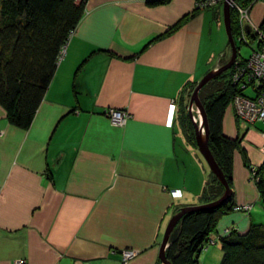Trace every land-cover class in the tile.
Wrapping results in <instances>:
<instances>
[{"label":"crops","instance_id":"crops-1","mask_svg":"<svg viewBox=\"0 0 264 264\" xmlns=\"http://www.w3.org/2000/svg\"><path fill=\"white\" fill-rule=\"evenodd\" d=\"M147 1L88 0L31 127H12L0 108V264H123L124 251L135 253L126 264H157L169 219L204 203L201 176L194 188L184 162L185 152L199 155L175 117L187 85L218 66L204 50L209 19L196 14L174 29L195 1ZM250 11L260 25L263 0ZM107 108L128 113L123 127L109 123ZM238 124L228 109L225 135ZM243 129L232 192L235 207L249 209L221 217L215 234L264 223L243 156L262 164L264 132Z\"/></svg>","mask_w":264,"mask_h":264},{"label":"trees","instance_id":"trees-1","mask_svg":"<svg viewBox=\"0 0 264 264\" xmlns=\"http://www.w3.org/2000/svg\"><path fill=\"white\" fill-rule=\"evenodd\" d=\"M194 1L193 12L184 16L174 29L180 28L198 12L211 11L214 19L218 17L214 12L216 9L200 8V0ZM256 1L259 0H235L234 3L236 7L251 9ZM87 2L88 0H0V108L12 127L21 131H27L31 127L55 76L65 47L86 13ZM170 2L171 0H151L147 1V4L159 6ZM223 5L218 8L221 9ZM231 11L236 10L232 8ZM231 23L234 37L238 26H234L235 21L232 18ZM260 33L264 36V18ZM248 34L256 40V48L264 44V39L258 38L255 33L249 31ZM239 37L241 39V36ZM159 38L161 35L153 37L149 44ZM256 48L252 49V52ZM228 62L229 60L222 66ZM247 64L248 59H239L237 55L230 69L209 81L198 93L206 115L209 150L231 190L234 156L236 152L242 154V149L238 138L232 139L224 134L223 121L235 97L255 100L258 95L259 90L254 88L253 79H249ZM194 86L196 87V83L187 85L183 92ZM248 89L252 91L250 94ZM184 93L176 100L178 112L175 121L188 143L196 145L193 124L192 128L187 123L189 132L186 134L187 118L186 115H180ZM236 121L239 123L237 118ZM243 156L245 168L255 183L264 210V160L260 166L251 168L248 159L244 154ZM224 192L222 184L210 172L201 193L203 204L218 201ZM235 208L231 192L226 202L217 209L185 213L167 241L164 255L169 264H200L199 259L210 241L209 236L215 233L219 219L229 215L237 209ZM179 211L180 209L176 212ZM216 238L221 244L220 264H264V224L252 223L244 234L228 231Z\"/></svg>","mask_w":264,"mask_h":264},{"label":"rangeland","instance_id":"rangeland-1","mask_svg":"<svg viewBox=\"0 0 264 264\" xmlns=\"http://www.w3.org/2000/svg\"><path fill=\"white\" fill-rule=\"evenodd\" d=\"M200 1H202V0H200ZM260 1L261 0L256 1V3L260 2ZM218 6L219 5H215L214 7H212L214 9H216V10L219 9L218 11H214L215 13L218 12V20H217V18L216 19L213 18V13L211 11H209V12L207 11L208 13H205L203 11L197 13V14H200V13L205 14L206 15L205 16L206 20L209 19V21H207V23L205 25L206 27H205V32H204V35H205V37L207 39L206 40V47H207V45H208V47L204 48V50H207L208 53H209V57H210L209 61L212 60L210 65L213 66V65H217L218 64L216 69L222 67V64L227 62L228 60H230L231 59V55H232L230 47L228 45V37H227L226 29H225V26H224V22H223V12H222L223 11V7L220 9V8H218ZM229 8H230V20L232 18L233 21H235V25L234 26H236V27L238 26V31L235 32V36H234L235 37V45H236V48H237L238 58L242 59V60H247V59H249L250 55L252 54V49L256 48V44L257 43H256V40L252 39L249 36V34L246 33V32L248 30H250L252 33H254V31H256V30H258L260 32L261 24L260 25H253V23L251 22V15H250L251 11L248 13V20L245 21L243 18H241V17L239 18L238 11H231L232 8L230 6H229ZM240 9L243 11V10L250 9V7L249 8H247V7L246 8H240ZM216 15H217V13H216ZM241 21H243V22L240 25ZM241 28L244 29L243 30L244 31V37H243L244 39L243 40H241L240 37H239V36H241V31H240ZM231 30H232V28H231ZM245 30H247V31H245ZM232 36H233V34H232ZM260 48L262 49V47H260ZM202 49H203V46L201 45V50ZM257 49H259V48H257ZM221 52L225 53L222 58L220 57V56H222V55H220ZM205 55L206 54H203V56H202L204 59H205ZM201 62H202V58H201ZM202 78H200V80ZM199 81L196 83V85L199 83ZM194 89H195V86L193 88L189 87L185 91L184 96H183L184 100L182 102V104H183L182 105V109L180 110V112H181L180 115H186L185 118H187L186 126H185L186 134H188V132H189V125L192 127V124L195 123L199 127L200 130H202V126H203V124H202V116H201L200 111L198 110V108L194 104L190 105V99H191V96H192V93H193ZM247 92H248V94H250L252 91H251V89H248ZM229 109L232 110L233 116L236 119L234 109H232L230 107H229ZM190 115L192 116V119L190 118ZM176 116H177V114H176ZM187 123H189V125H187ZM238 126H239L238 132L235 135V137H233V138L234 139L238 138L242 142V140H244V133H245V130L243 129V127H247V125L241 123V125L238 124ZM248 126H252V127L256 128L257 130L264 132V124H262V123L258 122V123L252 124V125L248 124ZM175 130H177V133L179 135H182V131H180L181 128H180L179 125H178V127L175 126ZM191 147L194 149V151L192 150L193 153H196V155H199V157H198V161H197V159L194 157V155H192L191 151L185 152L184 162H185L186 165H188V171H187L186 175L188 176L187 178L189 179V183L194 188L196 186L192 184L193 179H195L199 175L201 176L202 181H201V184L198 185V188H197L199 190V192L201 193L200 190H201L202 187H204V186H202V184H204V181L208 178V176H209L211 171H210L207 163L203 159V157L200 155L196 145L191 144ZM240 148L242 149L241 144H240ZM173 195H175L176 197L177 196L179 197L180 193H179V191H175V192H173ZM262 211L264 213V210H262ZM257 218L258 219H262L263 217L258 214ZM169 221H170V219H169ZM262 224H264V223H262ZM209 237H210V240H214L215 241V244H208L205 247V249L203 250L202 255H201L200 259H199V263L200 264H220L221 259H222V251H221L220 241H219L218 238H216V234L215 233H212ZM159 247H160V245H159ZM133 257H131L130 259H132ZM157 259H158L157 260V264H163L159 260V250H158ZM129 260L127 262H129ZM158 261L160 263H158Z\"/></svg>","mask_w":264,"mask_h":264},{"label":"built area","instance_id":"built-area-1","mask_svg":"<svg viewBox=\"0 0 264 264\" xmlns=\"http://www.w3.org/2000/svg\"><path fill=\"white\" fill-rule=\"evenodd\" d=\"M225 2L228 3L231 8H234L236 9V11H238L239 18L241 17L245 21L248 20V10L242 11L239 7H236L234 1L231 0H204V4L199 1V5H201L200 8H212L215 5H221ZM242 22L243 21H241L240 25L242 24ZM243 30L244 29L242 28L240 29L242 40L244 39ZM254 33L258 38L264 39V36L258 30L254 31ZM260 47H262V49L256 48L252 52L247 64L249 79H253L254 88L256 90H259L258 95L255 100H250L245 97H235L231 106V108L235 111V116L238 121L246 125H252L258 122L264 124V44H262ZM237 73H239V71ZM107 109V117L109 118L110 124L113 127H123L126 121L129 119L128 113L123 110L114 108ZM248 209V207L242 208V210L245 211ZM134 255L135 253L133 251H124L122 263L126 264L127 261ZM13 264H24V261L18 260Z\"/></svg>","mask_w":264,"mask_h":264},{"label":"water","instance_id":"water-1","mask_svg":"<svg viewBox=\"0 0 264 264\" xmlns=\"http://www.w3.org/2000/svg\"><path fill=\"white\" fill-rule=\"evenodd\" d=\"M231 1H235V0H231ZM223 22H224V26L226 29V33H227V37H228V45L230 47L231 50V59L229 60V62L216 69L215 71H212L210 73H208L207 75H205L200 81L199 83L196 85L195 89L193 90L191 99H190V105H195L198 110L201 113L202 116V124H203V129H204V139L202 138L201 132L199 131L198 126L194 123L193 127H194V132H195V142H196V146L197 149L200 153V155L203 157V159L205 160V162L207 163L211 173L218 179V181L222 184V186L225 189L224 195L215 202H211L208 204H203L200 206H191V207H185L180 209L179 213L177 215H174L170 221L167 224V227L164 231V235L159 247V260L163 263V264H169V262L166 260L165 255H164V251L167 247V241L169 238V235L171 234V232L173 231L174 227L176 226V224L178 223L179 219L187 212L190 211H198V210H212V209H217L219 208L222 204H224L227 200V198L229 197V195L231 194L232 190L230 189L225 176L223 175L222 171L220 170V168L218 167V165L216 164L210 150L208 147V127H207V121H206V115H205V111L203 109V106L201 105L199 99H198V93L201 90V88L206 85L209 81H211L212 79H214L216 76L220 75L221 73L225 72L226 70L230 69L232 67V65H234L236 59H237V49L235 46V40L234 37L232 36V32H231V20H230V8L228 3H224L223 5ZM234 139V138H232Z\"/></svg>","mask_w":264,"mask_h":264},{"label":"bare ground","instance_id":"bare-ground-1","mask_svg":"<svg viewBox=\"0 0 264 264\" xmlns=\"http://www.w3.org/2000/svg\"><path fill=\"white\" fill-rule=\"evenodd\" d=\"M202 4H204V0L201 1ZM206 8V7H204ZM260 45V43H259ZM108 110V109H107ZM107 110L104 111V115L107 117ZM190 118L192 119V116L190 115ZM107 119L109 120V118L107 117ZM109 123H110V120H109ZM199 128V127H198ZM199 131L201 132V135H202V138L204 139V129H203V126H202V130L199 129ZM179 212H177L175 215H177ZM177 225V224H176Z\"/></svg>","mask_w":264,"mask_h":264},{"label":"clouds","instance_id":"clouds-1","mask_svg":"<svg viewBox=\"0 0 264 264\" xmlns=\"http://www.w3.org/2000/svg\"><path fill=\"white\" fill-rule=\"evenodd\" d=\"M236 210H240V209L237 208ZM241 210H242V209H241ZM242 211H245V210H242ZM246 211H247V210H246ZM228 231H229V230H225V231H223V234L227 233ZM220 234H221V233L218 232L216 236H219V238H220ZM208 244H215V241H214V240H210ZM208 244H207V245H208ZM207 245H206V246H207Z\"/></svg>","mask_w":264,"mask_h":264}]
</instances>
